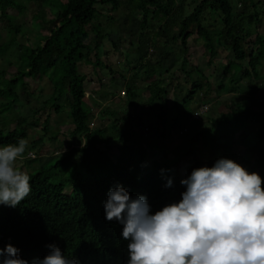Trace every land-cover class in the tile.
Here are the masks:
<instances>
[{
	"label": "trees",
	"instance_id": "obj_1",
	"mask_svg": "<svg viewBox=\"0 0 264 264\" xmlns=\"http://www.w3.org/2000/svg\"><path fill=\"white\" fill-rule=\"evenodd\" d=\"M26 1L38 4L31 17L47 32L34 46L21 45L18 51L19 65L13 74L9 72L11 74L7 76L5 70L0 69V115L16 108L12 110L16 116L14 127L7 131H4L5 125L0 127V146L16 143L20 138L28 139L30 131L27 127L37 126L41 112L36 108L24 115L17 114L20 106L29 101L26 78L43 79L54 69L59 71V75L54 78L51 71L48 80H42V88H49L51 110L60 114L64 106L69 109L72 128L68 134L69 138H75L73 140L77 146L70 144L60 156L49 155L46 160L56 157L51 164L46 161L38 164L40 154L34 149L44 144L43 138L40 136L28 145L24 156L18 161L20 169L30 176L32 190L16 207L0 205V248L12 244L29 264L33 260L43 259L51 251L49 245L59 247L77 264H127L130 241L122 237L123 225L116 220L106 219L104 205L110 189L122 185L133 199L146 196L151 213L155 214L164 206L182 199L181 194L186 191V186L181 181L188 178L193 169L212 167L220 158L237 162L232 148L243 143L250 134L254 138L247 151L249 156L240 165L249 172L257 169V173L264 176V103L255 102L260 110L251 111L249 102L252 99L244 95L247 92L254 96L257 90L241 82L244 78L258 81L263 66L264 40L257 32L264 23V12L257 10L258 2L192 0L190 11L183 14L184 0ZM47 5L54 11L45 20ZM98 5L109 6L111 12L126 8L129 19L133 12H140L136 33L127 51V54L133 53L134 56V76L136 70H141L148 79L145 85L148 97L142 103L147 110L139 114L132 116L129 112L123 113L124 106L130 105L129 98L139 96L134 80H128L125 84L127 103L120 97L119 102L111 104H103L96 99L88 103L84 99L87 77L79 72V65L90 61L94 72L107 68L99 57L101 44L108 37L98 25L101 15ZM9 10L21 14L25 6L21 0H0V29L5 30L7 35V39L0 43V57L14 46L18 33L25 25L9 19ZM192 33L200 40L203 55L208 56L206 63L214 65V69L221 67V79L215 86L221 91L239 94L242 99L240 102L216 101V105H222L225 112L218 117L208 118L210 135H206L200 127L191 133H181L180 142L170 151L173 160L167 159L166 152H163L161 158H152L149 168L144 169L145 161L153 155L152 150L155 147L163 150V140L170 137L176 120L181 121L179 117L184 114L193 115L197 107L210 101L212 81H203L202 71L196 66L187 69L191 64L188 37ZM254 33L258 37L257 42H246ZM169 45L180 48L182 57L178 70L190 80V90L178 109L180 116L177 115L170 125L164 121V97L174 73L168 77L160 74L165 60L171 55L164 51ZM112 46H115L114 43ZM220 49L230 51L232 56L216 65L213 59ZM92 57L94 61H91ZM198 75L202 78H195ZM109 94V98L105 99L113 102L111 99L115 93L111 91ZM18 99L24 103L14 105ZM193 100L197 106L190 108ZM57 101L60 104L55 103ZM142 114L154 115L152 121L157 125L150 141H145L144 136L136 130L150 121L144 119ZM51 115V111L47 113L45 123ZM94 116L99 120L108 117V125L104 123L90 127ZM46 129V125L41 128L42 131ZM32 148L34 156H27ZM89 149L98 155L94 163L86 158ZM110 150L112 156L108 163L103 155ZM182 157L190 162L183 167V171L179 166ZM65 174L67 176L63 179ZM169 179L173 181L172 186L166 187ZM67 183L72 186L71 193L65 192Z\"/></svg>",
	"mask_w": 264,
	"mask_h": 264
},
{
	"label": "clouds",
	"instance_id": "obj_2",
	"mask_svg": "<svg viewBox=\"0 0 264 264\" xmlns=\"http://www.w3.org/2000/svg\"><path fill=\"white\" fill-rule=\"evenodd\" d=\"M197 110L194 117L200 115ZM27 147L24 138L0 146V205L16 207L32 190L30 176L17 167ZM172 183L169 179L166 187ZM181 184L186 186L182 199L155 214L146 196L133 199L122 185L109 190L106 219L123 225L122 237L130 241L127 264H264V178L259 173L220 158L212 167L193 169ZM49 248L32 264H77L59 247ZM19 253L12 244L0 248V264H29Z\"/></svg>",
	"mask_w": 264,
	"mask_h": 264
},
{
	"label": "rangeland",
	"instance_id": "obj_3",
	"mask_svg": "<svg viewBox=\"0 0 264 264\" xmlns=\"http://www.w3.org/2000/svg\"><path fill=\"white\" fill-rule=\"evenodd\" d=\"M184 1L185 3L183 6V14L188 13L192 5V0ZM254 1L258 2L257 10L259 11V13L264 12V0ZM21 4L25 6V10L23 13L16 14L14 10H9L7 12V17H9V19H12V21H14L15 23H25L24 28L17 35L14 46H12L6 54L0 57V69L5 70L7 76H9L11 73L13 74V71L19 65L18 51L20 50L21 45L28 44L34 46L38 42V39L43 37V33L47 32L46 29H41L40 24L34 21L31 17V15L37 10L38 4L30 3L26 0H21ZM45 7L46 20L52 16V12L54 11V9L50 8L49 5ZM109 9V6H99L101 15H99L98 17V25L102 27L103 31L108 37V40H103L99 51V57L107 65V68H103L100 70L97 69L96 72H94V66L90 61L79 65V72L84 73L87 77V81L85 83L87 93L84 99L88 103L92 102V99H96V101H102L103 104H111L119 102V97H121L127 103V96L125 94L121 95L120 93L125 90V84L128 80H134L138 85L137 88L139 89V96L135 98H129L131 107L123 109V113L131 112L132 114H139L140 112H142V110H147V107H143L142 103L146 101L148 97V91L145 88V85L148 83V79L144 76L141 70H136V76H134V56H132L133 53L127 54V51L128 47L130 46V42L136 33V29L138 27L137 19H139L140 17V12H133V14L131 15V19H129L127 18V14L129 13L126 8H121L117 12H111ZM235 9L241 10L239 9V7H235ZM257 34L264 40V23L259 27V31L257 32ZM6 39L7 35L5 30L0 29V43L5 41ZM188 39L190 46L188 54L191 64L187 67V69L190 70L193 68V66H196L202 71L201 74L203 76V81H212V92L210 101L206 105H203L206 106L207 109L206 111H202L198 117H194L193 115L188 114L180 116L178 109L181 105V100L187 95L188 91L190 90V80L186 78L181 71L178 70L179 62L181 61L182 57L180 53V48L178 46H166L164 51L166 53L169 52L171 55L168 59L165 60V63L160 70V74L168 77L170 73H174V77L170 85H168L166 88L167 95L164 97L166 115L164 116V121L166 122V124L170 125L177 117V115H179V118L182 120H176L175 126L171 130L170 137L163 140V150H160V148L157 147L152 150L153 155L149 156L145 161L144 169L149 168L152 158H161L163 152H166L167 159L173 160L174 156L170 153V151H172L173 147L180 142L181 133H191L195 130L196 127H200L204 130L206 135H210L211 129L208 122V118L218 117L221 113L225 112L224 107L222 105H216V101H218L219 103L230 102V100L234 102H240L242 99V96L239 94H231L226 91H221L215 86L218 84L217 82L221 79V67L216 66L214 69V65H208L206 63L208 56L203 55V48L200 40L196 39V34L192 33L188 37ZM257 39L258 37L254 33L252 36L246 39V42L249 41L256 43ZM112 43H114L115 46H112ZM218 52L219 53L217 57L213 59V62H215L216 65H218L219 63H224L226 59L231 58L232 56V53L228 50L220 49L218 50ZM126 60H128L129 63H127ZM91 61H94L93 57ZM260 69L261 72L258 81L255 82L246 78L241 80L244 85L249 86L251 88L254 87L257 90V93L254 96L247 92L244 95V97H246L247 99L251 97L252 100H250L249 102V107L250 110L253 112H259L260 110L259 107L255 104V102L264 103V61L263 66ZM51 71L53 72L54 78L59 75L58 70L54 69V71ZM110 71H112L113 73H111ZM157 71L158 69L156 68V72ZM9 72L11 73L9 74ZM50 72H48L46 76H43V79L26 78L28 82L27 90L29 95L27 96V98L29 99V101L25 104H22L24 102L19 101V99L14 101V105H23L20 106V108L18 109V115H24L27 112H30L31 109L36 108H39V112H41L39 119L37 120V126L33 128L27 125V129L30 130L27 139L28 145H30L34 139L40 136L43 138L42 142L44 144L41 146L38 145L34 149L35 151L38 150L40 154L38 164L41 162L44 163V161H46L45 163L47 164H51L53 163L56 157L47 159V161L46 158L49 155L60 156L61 153L66 152L70 144H74L73 146H77L76 142L73 140L75 138H69L68 134L70 129L72 128V119L70 116L69 109L64 106L60 111V114L55 113L53 110H51L49 105L52 102L48 100L50 98H48L49 88H42V86L44 85V82H42V80L47 81V76ZM199 77H201V75L195 76V78ZM111 91L115 93V96L111 99L113 100V102H109V100L105 99L109 98V92ZM55 103L60 104V101H57ZM196 106L197 104L195 100L191 101L189 104L190 108H195ZM15 109L16 108H11L10 111H7L4 114L0 115V127L2 128L5 125L4 131H7L8 129L14 127L16 116L13 111ZM112 109L114 108L112 107ZM199 109L200 108L197 107L195 110L199 111ZM50 111L52 112V115L50 117L47 116L49 117L48 122L45 123L44 119L47 113H49ZM96 115L99 116L98 113H96ZM97 116H95L96 118L93 121L94 126H98L104 123L108 125V121H106V119H109L108 117H105L103 120H99ZM142 117L144 119H149L150 121L146 122L145 124H141L138 127V131L142 133L145 141H150L151 138L154 136V131L157 126L155 121H152L154 119V115L142 114ZM195 119L197 121H194ZM45 125L47 129L46 131H42L41 128ZM94 126L92 125V127ZM145 127H148V130L144 132L143 129ZM253 138L254 136L250 134L249 137H247L243 143L240 142L238 145H235L232 148V151L236 153L235 158L237 163L244 164L246 162V157L249 156V152L247 151L250 145L252 144ZM111 151L112 150L106 152V154L103 155V157L107 159L108 163L110 161L108 159L112 156ZM31 152H33V148ZM86 158L91 163H94L98 159V155L94 153L91 149H89ZM74 159H76V157H74ZM19 162L20 161H17V167L21 168ZM179 164L180 170L183 171V167L187 164H190V162L187 158L182 157L179 160ZM255 172H257V169ZM66 176L67 174L63 175L62 178L64 179L66 178ZM261 177L264 178V176ZM65 192H72V186L70 185V183L66 184Z\"/></svg>",
	"mask_w": 264,
	"mask_h": 264
},
{
	"label": "built area",
	"instance_id": "obj_4",
	"mask_svg": "<svg viewBox=\"0 0 264 264\" xmlns=\"http://www.w3.org/2000/svg\"><path fill=\"white\" fill-rule=\"evenodd\" d=\"M206 109H207L206 106H201L200 109H199V111H197V112L195 113V115L201 114V112H202V111H206Z\"/></svg>",
	"mask_w": 264,
	"mask_h": 264
},
{
	"label": "crops",
	"instance_id": "obj_5",
	"mask_svg": "<svg viewBox=\"0 0 264 264\" xmlns=\"http://www.w3.org/2000/svg\"><path fill=\"white\" fill-rule=\"evenodd\" d=\"M124 107L127 109L128 107H131V105H129V106H124ZM129 113H131V112H129ZM131 115L133 116V115H135V114H132V113H131ZM136 117H137V115H136ZM29 131H30V130H29ZM29 153H32L31 150H30Z\"/></svg>",
	"mask_w": 264,
	"mask_h": 264
}]
</instances>
